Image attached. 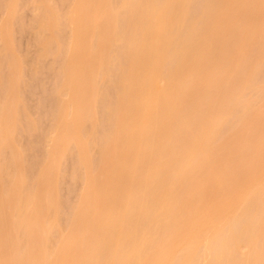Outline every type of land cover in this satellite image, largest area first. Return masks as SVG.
<instances>
[{
	"label": "bare ground",
	"instance_id": "1",
	"mask_svg": "<svg viewBox=\"0 0 264 264\" xmlns=\"http://www.w3.org/2000/svg\"><path fill=\"white\" fill-rule=\"evenodd\" d=\"M100 1H103V4H105L104 5L105 10L103 9L104 15L107 14L108 16L110 15L111 18H113V17L114 18L111 20V22L108 21V23L106 24V28H108L110 26L112 29L111 28H109V30L106 29L105 32L103 31L104 33L100 32L99 34L102 33V35H100V36L98 35L99 37H97V39L99 38L100 40H97L98 41L97 43L99 45L96 43L95 48L96 49L100 48L99 49L100 51L97 52V50H98L97 49V50H95L96 51L95 54H94L95 51L92 53L94 55H96V57H98V59L93 54L89 53V51H91L93 48L91 47L92 45L90 46L89 41H86V40H89V37H92V35H93V31L91 30L90 26H87L86 28H83L82 30L79 28V30L77 29L75 32H73V40L74 41L78 40V44H79V42H85L86 41L89 46L86 49V50H88V53H85L86 51H84V50L80 51L78 49V51L84 52L85 54H88V55L86 57V55L83 54L84 59H82V60L84 62L81 61V63L77 66V69L74 72L69 73V77H68V83L70 84L71 87L69 86V84H68V86L73 90L72 92H73V96H75L74 101L76 102V106L80 105L79 109H83V113L81 111L78 112V109H76L72 119L70 118L69 121L66 122L65 120L64 121L62 120L63 123H65V127L68 124H69L70 128L72 127L71 129L68 126L65 128L66 130L69 129L68 132L75 128V127L73 128L74 124H75V126L80 125L85 117H89L88 119H90V123L93 124V113H92V111L94 109L93 106L95 105V101L97 100L96 96L99 95L98 89L96 88L97 86L95 85L96 79H95V81L93 79V78H96V77H94V76H96V74L94 75L93 72H95L97 70L96 72L98 73L99 69L101 68V66H102L101 65V57L103 55H106V53L108 51L107 48L110 47V43L112 41V34L114 32L113 30L115 29V26H116V23H114L115 22L114 20L116 19V17H115L116 15H114L115 12L114 11L109 12L107 10L106 0H100ZM136 1L137 2L133 7H129V8L126 7V10H128L127 14L129 15V20L131 19L130 21L133 23V29H131L128 32V35H127L128 39L126 41V46L124 47L123 55H122L123 56L122 57L123 62L121 63V75H120L121 77H119L120 78L119 84L121 83V85H119L121 88L120 89L121 92L120 91H119L120 93L118 92L119 95L117 94L118 95L116 97L117 99L115 100V102L113 103V106L111 107V112H114V114H113L114 116L116 115L115 116L116 121H114L115 124L113 127V128H115V129H113L115 131H113V130L111 131V133H114L115 135L113 136L112 134H110L107 137V138L119 137L120 139H123V142H121L122 140L120 142H118L119 144L116 142L120 139H118V140L112 139L114 142H115V140H117L115 143L119 147H120L121 143L122 144L125 143V144H123L121 146V148L118 147L119 151H117V154H116L115 150L117 149L116 148L117 146L115 147L114 143H113V146L110 145L112 143L110 141H112V140L107 139L109 141L106 140L105 143L109 142L108 146H111V148L113 147L112 149H110L111 153L115 152L114 155L116 154V156H113L111 154H109L110 156L107 155V157H110L109 160L108 159L106 160L104 158L106 156H103V155L107 154L106 150H107L108 146L105 143L102 145L101 150H100V152H102V154L99 152L100 156L102 155L101 156L102 161H101V157H99V159H100L99 160V166L101 165L100 162H103L105 160V163L104 162L102 163V168H103L105 166L104 164H106V161L110 162L111 156H113L112 159L114 157L116 158L118 156L116 158L117 161L115 159H113L116 161V164H115L116 166L112 170H110L109 172H107L105 174L106 175L105 176V182L103 184V187L100 188L99 191H97L95 189V184H98L99 179H96V181H94L95 182L94 183L93 182V180L95 179L94 173H92V175L90 174L91 176H89V173L86 172V174H88L89 177L85 176V183H86L85 193L87 191L93 193V194H91L92 197L90 196V198H89L90 200H86V199H88L86 197L89 196V192L87 194L83 193L84 191L82 192V196H84V197L81 196L82 199H80V200L83 204L79 203V205H81V206L78 205L79 208H76L77 211H75L77 213L74 212V214H76V216L73 214L74 215V218H72L73 224L72 223L70 224V228H71L70 231L67 233L66 236L60 238V241L61 242L63 241V242L59 243L60 244V249H59L60 251H58L56 253L57 254V256H56L57 260L54 261L55 263L54 262H52V263H54V264H72V262H73L72 257L74 255L77 256V254H78V256H80V258L78 257V263L77 264H84V261L85 260L87 261V259H88V261L86 262V264L87 263L88 264H159L160 261L162 260V258L160 259L159 257L156 256V254L158 251L161 250L160 248H162L161 251H163V250H164V252L166 251L165 256L166 257L169 256V258H168L169 262H170L169 264H171V262H172V264L173 263H175V264H180V263L186 264L185 258L192 259L191 257L193 256V254L196 255L197 254L196 252H198L197 249L200 246H198L197 244H199V241H202L200 239L202 238L204 240V242L206 243V241H207L206 237H207V238H209L207 244H205V246H204V242L202 241L203 242L202 246L205 247L204 250L206 248H208V249H206L207 252L205 251L206 253H208L209 248H210L209 251H212L209 253H212L211 255L213 257L210 256V254L208 253L209 257L210 258L212 257L211 260H208V261H210V263L213 261L214 264H241V263L242 264H255V263H257V260L259 259L257 264H259L260 260H261L260 264L261 263L264 264L263 263L264 260L262 262V258L260 259V257H262V256L264 259V254L262 253V252H264V246H263L264 240H263L262 244H261L262 239L260 240L261 236L264 239V236H263L264 233H262V232H264V222H263L264 221V153H261V151L264 152L263 151L264 149L262 150V148H264V147H262V145H261L262 148L259 147L260 144L264 143V142L260 143L261 140L264 141V136H263L264 131L262 130V129H264V125H263L264 124V112H263V114H262V112H261V114L257 113V112H255V114H253L254 111H257L256 108H254V106L251 107V105H250V107H251V109H250L249 107H247L249 104H243L242 108H244L243 109L244 111L242 110V112L244 113V116L242 114L241 115L244 118L241 117L240 121L238 122L239 124L237 123L234 127H232V129H230L232 135H233V132L234 133L237 132V134H234L236 136L229 135L230 131L226 135H225V132H224V135H222V131H223L222 128H224L223 123L226 121V119L232 113V111H233L232 109L235 107L236 102H237L236 98H237V100L239 99L238 98L239 94H240V96L241 95L245 96V90L247 88H249L250 85H252L251 83H253V76H251L252 75L251 73L252 72L254 73L253 69H256V67H257L256 64H260L261 60L264 61V57L262 56V55H264L263 54L264 53V50H263L264 49L263 48L264 47V45H263L264 44L263 43L264 42V38H263L264 37V30H263L264 27L263 26L264 25L262 24V22L264 23V14L262 15L263 17H260L261 15H258V12H259V14L264 12V5H263L264 0H238V1L236 0L237 3H239V2L241 3L240 7H238L240 5V3L238 5L236 2H233L235 0H231V1L226 0L227 3L231 2L229 4V5H232L231 9H229L230 8L229 5L224 2L225 0L224 1L220 0V2H219V0H208L207 5L205 6V8L207 7V10L204 9L201 12L202 16L200 14L199 17H196V18H193L190 20H188V18H185L187 20H184V19H182V17H185L184 14L187 17H189V15H188L189 13L188 14L186 13L187 12L186 11V4L189 1H190L189 3H191L193 0L192 1L191 0H163L161 3H159L158 1H155V0H136ZM213 1L214 2L217 1V2L214 3ZM257 1H259V2H257ZM223 2L225 4H227V8L224 7ZM232 2L234 3L235 6L233 5ZM250 2H253L252 3L253 6L251 5ZM86 3H87V0H77V5L74 9V11L76 12L77 15L80 12H82L81 17H84L82 15H85ZM173 3H175L174 6H176V7L173 6ZM259 3H262L260 5H263V6H260V8L263 7L262 8L263 11H262V9H259V8H258L259 9V11H258V9H256L257 7L256 8L254 7V5L259 6ZM11 4H13V2H11ZM75 4H76V2H75ZM215 5L216 6L218 5L217 6L218 8L215 7ZM250 5L252 7H250ZM232 7H234V8L236 7V8L234 9ZM208 8H209V10H208ZM252 8L253 9L255 8V10H252ZM249 11L252 15L251 16L252 18L250 17ZM251 11H255V12H253V14H252ZM204 12H205V14H204ZM255 15H256V17H255ZM257 15H258V18H257ZM78 16H80V15H78ZM203 16H205V17L203 18ZM71 17H73V20L70 18L71 21L75 22V20H74V19H76L75 15L71 16ZM246 17H249L251 19V21H249V19L247 21ZM259 18H262L261 21L258 20ZM252 19H256V20L260 21L261 23L260 22L256 23L258 21L252 20ZM194 20H196L197 24ZM199 20H202L201 25H203V26L198 24V23H200ZM241 20L243 22H241ZM244 20H245V22H244ZM237 22H239V23H237ZM249 22H252V23L249 24ZM109 23H110V25H109ZM180 23L181 24L185 23V24L181 25ZM190 23H191L192 27H190ZM193 23H195L196 25H199V27L194 26ZM234 24H236L235 25L236 28H235ZM244 24H246V25L248 24L249 27H248V25L246 26ZM107 25H109V26L107 27ZM179 25L185 26V27L187 26L186 27L187 28L186 29L187 34L186 33L182 34V32L180 31V28L177 27ZM243 25L247 30L249 29V31H247L243 27ZM256 25L258 27L260 26V28H258ZM5 26H7V25H5ZM5 26H3L5 29L4 31H6ZM231 27L235 28V30L237 32L233 33L234 29L232 30ZM241 27H243V28L241 29ZM93 28H94V26H93ZM253 28H256V29H253ZM243 29H245V30H243ZM251 29H253V30L251 31ZM261 29H262V31H260ZM94 30H95V28H94ZM178 30L182 34L181 37L179 35ZM189 30H191V32ZM238 30L239 31L241 30V33H239ZM227 31H228V33H227ZM242 32H243V34H242ZM88 33H89V35H88ZM188 33L189 34L191 33L192 35L191 34L189 35ZM205 33H206V35H205ZM229 33L235 34L236 37L234 35H232L234 37L233 38ZM238 33L241 35L240 36L241 38L243 37L244 42H243V40L241 42V39L239 38ZM74 34H76V39L74 38L75 37ZM176 34H177V37H176ZM208 34H209V37H212V36L215 37L216 36L215 38L217 41L214 40L215 38L209 39ZM228 34L231 37H229ZM254 34H256V35L254 36ZM257 34L260 37H258ZM188 35L191 36V38L188 37ZM245 35L248 38H250L249 40H248V38L246 39L250 43L245 41V39H244L246 37ZM87 36H89V37H87ZM185 36H187V37H185ZM227 36L229 38H227ZM251 37H253V38H251ZM254 37H256L257 39L256 38L254 39ZM238 38H239V40H238ZM176 39H177V42H175ZM259 39H260V41L262 39L263 42L262 41L260 42ZM234 40L236 42L239 41L238 42L239 45L242 44L243 50L241 49V46H239V47L237 46V44ZM213 41L215 44L213 43ZM252 41H254V42H252ZM219 42H220V44L225 43V45H229V44L232 45V42H234L236 49H235V46L232 45L229 48V50H228V48H224L223 52H222V47L225 45L223 44V46H221L219 44ZM228 42H229V44H228ZM246 42L248 43V47H247ZM217 44H218V46H216ZM243 44L245 46H243ZM75 45H77V43H75ZM257 45H259L261 48L258 49L259 46H257ZM96 46H98V47H96ZM90 48H91V50H90ZM133 48H134V50H132ZM245 48H247L246 51L248 52L246 54H245L246 51L244 52ZM249 48H251V49L249 50ZM255 48H257V50ZM106 49H107V51H106ZM219 49H221V50L219 51ZM225 49H227V51H229V52H227ZM240 49L242 50L241 51L242 54H240L241 52H239ZM74 50H76V49H74ZM252 50H253V52H252ZM78 51L76 52L77 54H75V52H72V56L74 57L75 55H78L80 53ZM250 51L252 52L251 56H250V54H251ZM254 51H256V52H254ZM73 53H74V55H73ZM97 53H100L101 56ZM102 53H104V54H102ZM138 53H140V54H138ZM144 54L147 56H151L152 61L148 66H144V64L140 60V57L142 59L141 55H144ZM243 54H245L246 56H244ZM79 55H81V53ZM89 55H92L93 57L92 56L88 57ZM137 55H138V57H137ZM166 56L168 57V61H169L168 65L169 66H167V68L166 67L164 68L163 64L162 65H160V64L162 63L163 60H167L165 58ZM221 56L223 59L221 58ZM239 56H242L244 58L246 57V58L244 59L241 57V60H243V62H241V61H238V58H240ZM73 57H71V58L74 59L75 57L74 58ZM217 57L218 58L220 57L219 58L220 60ZM258 57H259V59H257ZM89 58L90 59L92 58L93 60L91 59V61H90ZM94 58H96L97 62ZM162 58H163V60H162ZM215 59L218 60V62L216 61L217 64L219 62H220V64H222V63L223 64L222 65L219 64L220 66L217 65L215 63ZM88 60H89V62H88ZM144 60H146V59H144ZM247 61L248 62L252 61V64H251V62L248 63ZM240 63L242 64V66L245 64L244 65L245 68L240 67L241 66V65H239ZM253 63H255V64H253ZM237 65H239L240 69L237 67ZM253 65H255V66H253ZM250 66H251V69H250L251 72L247 69V67H250ZM161 68H163V70ZM241 69H243V70H241ZM164 70H166V71H164ZM247 70L249 73L245 72ZM221 71L223 72L222 74L219 73ZM239 71H244V72H239ZM169 72L171 73V76L170 77L167 76V77H169V78H167V79H169L167 82V85L163 86V87L158 86L155 82L156 75L161 74V73H164L165 75H167V73H168V75H170ZM236 73L238 75H235ZM234 75H235V77H238V78H245L247 83L245 82V79L243 81H240L241 79H238L239 82L237 81V79H235V81H233L232 79L235 78ZM231 77H233V78H231ZM251 77H252V79H251ZM183 78H186L185 79L186 81L188 78L189 82L187 81V83L184 84V87H186L185 91L183 90L184 88L180 89V92L183 91L184 93L183 92L180 93V92H178V90L181 87L178 84L182 85L183 82H185V80ZM180 80L181 81L183 80V82L182 83L177 82ZM227 80H229V82L230 81L231 82L233 81V82L225 84ZM191 82H192V84H191ZM176 84H177V86H176ZM228 84L230 87L228 86ZM223 85H227V87L225 88V87H223ZM234 85H238V86H236V88L239 87L242 89H239V88L236 89L234 87H231ZM207 87H208V89H207ZM205 88H206V90H205ZM209 88H211L212 92H214L212 97L210 95V94H212L210 92L211 89H209ZM213 88L215 89L214 91H213ZM233 88L236 89L237 92H235ZM186 90L192 91V92H189V94H193L195 91V94L193 95L194 97H192V96L190 97V95L188 94V91H186ZM227 90H230V91L232 90L231 92H233V95H230L231 94L230 91H227ZM240 90L242 93L239 92ZM243 91H244V93H243ZM202 92H204V93H202ZM181 94H183L182 97H180ZM199 94H200V96H199L200 99H198L199 97H197V95H199ZM207 94L211 97V99L209 98V96ZM215 94H217L216 96L219 97L218 100L221 103H218V101H216L217 98H216ZM236 94H237V96L235 98ZM187 95L189 96V98L186 99L185 96H187ZM175 96H179L180 99L176 98ZM206 96H207V98H205ZM222 96H223V100H222ZM195 97H196V99L199 100V102L197 100H196L197 101L196 103L193 102V101H195ZM229 97H231V98H229ZM181 98H183V99H181ZM208 98L211 101L213 100L212 101L213 106H211L209 104L211 101L210 100L208 101ZM189 99H191V100H189ZM202 99H203V101H204V99H206V101L209 102L208 105L206 104L204 106L205 102L198 104L201 102ZM183 100H185V102L180 103V102H183ZM214 101H216V103L218 105V106L216 105L217 108L215 107L216 103ZM232 101H233V103H232ZM188 102H190L189 104H191V102H193V104H196V105L193 107V104H191L192 106H190V108H188L189 105H186V104H188ZM13 104H14V102H12V103L10 102V105L8 107L9 113H10V111H14V109L11 106ZM231 104H233V105H231ZM115 105H117V106H115ZM263 105H264V103H263ZM184 106H186V108ZM10 107L12 108V110L10 109ZM2 108H5V109H3L5 111L7 110V108L4 106ZM228 108L230 109L229 111H228ZM16 109H17V107L15 105V110ZM191 109H193V110H191ZM261 109H259V111H261ZM187 110H188V112H187ZM5 111H4V114L6 113ZM183 111H185V112H183ZM227 111L229 112V115H228ZM246 111L249 112V114ZM262 111H264V108L262 109ZM14 112H16V111H14ZM14 112L13 113L11 112V114L8 113L7 114L8 117H10V116L14 117L15 116ZM195 113H197V114H195ZM0 114L3 116V113H0ZM194 114H195V118L198 120H195L194 122L189 121L192 119ZM1 115H0V117H1ZM191 115H192V117H191ZM247 115H250L248 117L252 116L253 120H254V118H256V121H254V124H255V122H257V119L261 120V123L259 120H258L259 121L258 124L256 123L255 125L253 124V121H251V122L249 121V123H248ZM5 116H6V114L3 117H5ZM14 118H13V120H14ZM245 118H246V121H245ZM251 118H248V119H251ZM199 119H200V122H199ZM5 120H7V118ZM5 120H3L2 124L4 123ZM13 120L12 121L7 120V122H5V123H7V124L10 123L9 127L11 128V122H13ZM71 120H72V123H71ZM196 121H198L199 123H197ZM244 121H245V123H244ZM58 122L59 121H57V123H56V124H58L57 128L60 125ZM221 122H222V124H221ZM246 122L248 124H250V123L253 124L256 128V131L257 130L259 131V129H260L261 132H263V133H261V132L257 133L256 132L257 136L259 138L262 137L263 139L261 138L260 141L258 139L257 142H258L259 146L257 145L258 146V148H257L255 145L256 148H253V150L252 149H246L244 146L245 143L249 144L251 142V136L248 135V134H251L250 129H249V128H251V126L253 128V129L251 128L253 131V132L252 131L251 132L255 133V131H254L255 129H254L253 125H248L249 128L248 127H246L247 129L245 128V126L247 125ZM195 123H197L196 124L197 126L195 125ZM2 124H0L1 129L3 128ZM7 124H5L4 128H7L9 130L10 128L7 127ZM242 124L244 125L243 127L247 131H249V133L246 134V136H249V137H247V139L244 138L245 137V134L243 135L244 131L240 130V129H244V128H242ZM260 124H262V125H260ZM257 125H259V128L257 127ZM62 126H64V125H61L60 129L63 128L62 129V131H63L65 129ZM192 126L196 127V129L193 128ZM220 126H221V128H219ZM238 126H239V128H238ZM240 126H241V128H240ZM260 126H262L263 128H260ZM79 127H77V128H79ZM4 128H3V130H6V131L3 132L1 130L3 133L0 136V138H1V140H3V143H5V142L7 143L6 140H8V139H5V142H4L3 137L7 138L9 132H7L8 130L4 129ZM221 129H222V131H221ZM233 130H235V131H233ZM215 131H218V132L220 131L221 136L220 137H217L219 135L215 136V133H212ZM65 132L66 131H64V134H65ZM68 132H66V134H68ZM218 132H216V133L218 134ZM246 132H244V133H246ZM11 133L12 132L10 130L9 134H11ZM239 133L242 135L241 138L246 139V140H243L244 141L243 142L244 148L242 147L243 149L241 147H240L241 149H239V147L236 149H238L237 150L238 152L241 150L242 151L244 150L243 151L244 153L243 152L242 153L241 152H239V153L233 152V149L231 148L233 146L234 147H237L238 145L241 146L240 143L242 141L239 142V140H238V138L240 137ZM261 134H262V136H261ZM214 136L217 138V140ZM224 136H227V139ZM229 136H232V137L229 138ZM10 137H12V136H9V139H10ZM233 137L237 140L235 141ZM214 138H215V140H214ZM241 138H239V139L242 140ZM248 139H249V142H245ZM60 140H62V139H59V141ZM222 140H223V142L227 141V142H225V144L226 143L227 144L226 145L224 144L223 149H222V144H221ZM62 141L59 143V147H58V145H56V144H58V142L56 140L54 143V146H57V147L55 148L53 146V149L58 148L57 150L59 151V149L61 147L60 144L62 143ZM84 141H87V140H84ZM233 141H235V142H233ZM82 142L81 143L79 142V144H81L80 147H82L83 143L87 145L86 142H83V143ZM3 143L1 142V144H3ZM217 143H218V146H217ZM229 144L231 146L230 149L226 148V147H229ZM247 144H246V146H247ZM124 145H125V147H124ZM1 146L2 145H0V147ZM85 146L83 145L84 148L83 147L82 148L84 150H86V153H87V149L85 148ZM103 146L106 147L105 151H104ZM82 148H80L81 149L80 151H81V153L84 152V154H85V151H83ZM259 148H261V150ZM113 149H115V150H113ZM140 149H141V151L138 152L137 150H140ZM216 149H218V150L222 149L221 150L222 153L219 152L220 150L219 151L217 150L218 151V153H217ZM236 149L234 148V151H236ZM254 149H256V150L258 149L257 152ZM108 150H109V148H108ZM108 150H107V152L110 151V150L109 151ZM128 150H129V152H128ZM192 150H194V151H192ZM195 150H196V152H195ZM231 150H232V153L233 154L236 153V155L233 156V154L231 153ZM248 150L250 151V153L248 152ZM56 151L54 150L52 152V154H54ZM133 151H135V152H133ZM258 151H260V152H258ZM245 152L246 153L248 152V153L246 154ZM253 152H254V154L251 155V153H253ZM128 153H135V154L139 153L138 155H141V157H143V156L146 157V155L149 154V155H147V157H149V158L151 157L150 161L148 162L150 164L149 167H148V163L144 167L140 164V166L144 170L147 167L149 169V170H147L148 172L147 171L145 172L144 170L141 171L140 167L138 165L139 163L137 164V162L132 163V164H128L127 163V159H128L127 156L130 155ZM215 153L218 155V157H219L218 159H216L217 155H215ZM240 153L242 154L243 157L241 156ZM244 154H246V155H244ZM249 154L251 156H249ZM220 155H222V156L220 157ZM85 156H83V158ZM87 156H89V155L87 154ZM211 156H213V157H211ZM135 157L138 158V156H135ZM234 157L236 160L234 159ZM103 158H104V160H103ZM238 158L242 161V162H240V164L238 163L239 162ZM84 159L86 160V158H84ZM87 159H90V158H87ZM228 159H229V161H227ZM232 159H233V161H232ZM54 160H56V159L51 158L50 161L51 162L53 161L52 163H54ZM89 161H91V159ZM151 161L153 164L151 163ZM191 161H193V162H191ZM231 161L234 162L233 169H231L232 168L231 166L233 165ZM236 161H237L238 165L235 164ZM177 162H179L180 164H182V162H185L187 164H189L188 162H190V164L194 163L192 165H194V166L196 165V167H193V168H195L193 171L191 170L194 173V176L191 174V171H189V175L190 174L191 175L187 176L188 178L191 176L194 178H192V179L190 178L188 180L185 177L187 180L184 179V176H186L188 173L187 174L185 173V175L184 174L181 175L183 172L181 173L180 170H178L179 167H177V166L179 164H177ZM52 163L49 165L50 167H52ZM86 163L88 164L87 161H86ZM157 163H159V165H162V166H160L162 169H163V167L165 168L164 173H161V171L157 170V167H159V166H157L158 165ZM225 163L226 164L231 163L232 165L229 164V166L231 168L228 166V164L226 166ZM54 164H56V161ZM107 164H108V162H107ZM154 164L156 167L151 166ZM99 166H98V169L101 170V167H99ZM225 166L227 168H225ZM235 166H236V168H235ZM228 167L232 172H230L228 170ZM153 168H155L159 173ZM193 168H191V169H193ZM52 170H53V168H52ZM89 171H91V170H89ZM101 171H104V169H102ZM100 173H102V172H100ZM42 175L45 177L47 176L44 174H42ZM42 175H40V178L43 177ZM93 176H94V178H93ZM90 177H92V181L89 180ZM96 178H98V177L96 176ZM86 179H88V180L86 181ZM47 180H48V178H47ZM183 180H185V182L187 181L188 185ZM190 180H191V184L189 183ZM41 183H44L43 180L40 181V184ZM13 185L17 186V184H15V183ZM20 185H19V187H20ZM19 187H13V190H14L13 192H15V193H13L11 190V192L13 193V196L15 194V197L13 199L11 197L12 196V193H11V195H10L11 198L9 199L10 201H12L11 203L13 206L11 205L10 201L7 199V203L8 204L10 203V206H12V209L15 208V210H16L17 206L15 207V205L17 204L18 205L17 209L21 205L20 206L21 209L20 208L18 209L19 211L20 210L25 211L26 207L23 209L22 206H27V203H29V205L27 206V209L29 206L31 207V208H29V210H26L28 213H29V211L31 212V209H33L32 211H34V207H35V209H36V206L38 208L40 199H38L39 202H37L36 197H39L38 196L39 194L37 192L38 191L41 192L42 188L40 190V188L37 187V188H39V190L38 191L36 190L35 195H37V194L38 195L34 197L35 199L33 198V196L31 198H29L27 196V197H25V199H26L25 201H28L30 199V202L29 201L25 202L24 197L22 198L20 195L21 191H22V187H20L21 191L16 190V188L19 190ZM41 187H42V185H41ZM10 189H12V188H10ZM86 189H88V190H86ZM50 190L53 193H55L53 191L54 188L53 189L50 188ZM48 192L50 193L49 189L47 190V193H46L47 195H48ZM52 192L49 194L48 197L51 196V198H52L51 200L53 202H55L56 196L53 199L55 194H52ZM252 196H254V198L256 197L255 198L256 200L255 199H254L255 201L253 200L254 202L252 201L253 198L250 199V197H252ZM7 198H9V197H7ZM247 198L252 201L250 203L251 205L248 204V202H250V200L249 201L247 200L248 202L246 204L245 199H247ZM194 199L196 200L197 203L199 202L196 206L197 208L193 211L188 210L189 209L188 205H191V201H195ZM13 200L15 201V203ZM22 200L24 201V203ZM31 200H33V201H31ZM51 200H50V202L53 203ZM83 200H86L87 202H89V204L86 202L87 205H85L86 203H84ZM5 201H6V199L4 200V204L6 203ZM35 201H36V203H34ZM90 201H91V203H90ZM0 202H1L0 204H3L2 200H0ZM16 202H18V203H16ZM19 202H20V205H19ZM21 202H22V204H21ZM31 202H33V205ZM37 203H38V205H36ZM55 203H53L52 205L54 206ZM96 203L97 204H100V203L106 204L108 211L112 212V213H110L111 217L104 212H102V213L98 212L96 209V206H95ZM252 203H255V204L252 205ZM40 204H41V205H39L40 211L41 210L44 211L45 209H43V208H45L46 206H47V208H49V207L52 208L49 203H46V204H48L46 206H44L45 204H42V203H40ZM56 204H55V207L52 208L53 209L52 211H54V212H55V210H57ZM42 205L44 206L43 208H41ZM236 205L237 206L238 205L239 206L240 205L245 206L244 208L242 206V210H244L243 211L244 215L242 214L243 213L242 210L240 211L241 213H239L243 217H245L244 223H242L243 221L241 222V220H240L243 218V217L240 218L241 215L240 216H238L239 214L234 215V214H236V213H234L235 212L234 208L236 207ZM9 208H10L9 210H11V207H9ZM47 208H46L45 212L41 211L42 213L39 210H37V211H39L38 214L40 213L43 215L44 213H46L47 210L50 213L51 209L50 208L47 209ZM15 210H12V211H14L13 214H17V213L19 214L20 213L19 215H16V216L24 215V213L26 212V211L25 212L24 211H22V212L16 211L17 213H15ZM32 213L33 214L35 213V215L32 218L33 220L31 221V217H32L31 215H33ZM49 213H48V215H51V218H49V219H51L50 221H53V222L56 221V219L55 220L52 219V214H49ZM38 214L36 213V210H35V212H31L30 215L26 214L27 216H30V218L29 217L25 218L27 220L29 219V221L26 222V220L21 219V225H19V224L17 225V223L15 225L14 220H13V223H11V225L12 224H13L12 226L15 225L16 228H20L22 226V224H24L23 225L24 227L22 226L21 228H25L26 230L25 229H23V230H25L27 232V234L30 236L29 237L25 233V231H23V233H25L26 236H28V237H26L24 234V238L26 237L29 240L28 241L25 238L26 239L25 243L26 244L29 243V245H27V247L25 248V250L27 249L26 251L28 253L25 252V250H24L25 253H23V255L25 254L23 256L24 258L29 255V257H28L29 259L27 258L29 261L26 259L27 260L26 264H31V263L33 264L34 260L37 261L39 253L41 252V250H39V249H34V244H35V246H38L40 243L39 247L42 248V246L46 245L45 242H47V241H45V240H47V237L45 239V236H47L48 231H47V233H45L46 234L45 236H44V233H42V234L40 233L45 240H42V237H41V239H40V237L38 238L36 236V234H34L36 230H38V231L40 230V232H44V231H41V229L43 230V227H42L43 223L40 224L42 217H40ZM54 214L56 215V212ZM44 215L46 216V214H44ZM44 215H43V217H45ZM48 215L46 216L47 218H48ZM24 216H23V218H24ZM83 216H86L89 219L88 220V222H89L88 228L90 227L89 233H91V234H87L88 236L87 235H84V236L80 235V236H83V238L82 237L79 238L77 228H78V223L81 220L80 218H82ZM108 216H109V218H108ZM222 216L224 218H222V224H220L221 221L219 219ZM234 216H235V218H234ZM139 217H141V218H139ZM218 217H219V219H218ZM238 217H239V219H238ZM37 218H39L40 221ZM53 218H55V217H53ZM73 219H74V221H73ZM22 220L25 221V223L22 222ZM43 220L45 221L46 219H43ZM216 220L220 221V222L217 221L218 224L216 223L218 225V227H220V226L224 227L223 226L224 224L227 225V223H229V225H227L228 228L225 227V229H224L227 232L224 231L222 227L217 228V225L215 224ZM223 220L225 221V223H223ZM228 220H229V222H228ZM236 220L240 221V223H238ZM17 221L20 222V220L16 219V222ZM35 221H37L39 223V224L37 223L38 226L35 223ZM46 222L48 223V221H45L44 223H46ZM53 222H49V223L52 224ZM110 222H113L111 227L109 225ZM233 223H235V224L238 223L240 231L243 229L242 230V233L244 232L243 234L240 231H238V232L244 236V238L241 236L244 239V241L242 240V238H240V235L236 236L238 233H237V231H235V229H237L238 226H236L237 224L236 225L234 224L236 226L235 227L233 225ZM35 224H36V226H35ZM48 224H44V226L46 227ZM53 224L52 225L49 224L50 226H47V227H49L47 229H50L51 226H53ZM214 224H215V228H217L218 230L213 227ZM240 224H241V226L244 225L243 228H240ZM33 225L35 226V228H38L41 225L40 226L41 229H35L33 227ZM17 226H19V227H17ZM107 226H108V228L110 227L109 230L107 229ZM233 226L235 229L233 228ZM16 228L15 227L11 228L10 229L11 232L14 231ZM123 228H124V231H123ZM47 229L45 228V230H47ZM211 229H212V232L211 231L210 232L213 234L212 235H209L210 233L207 234L208 233L207 231H209ZM219 229H220V231H219ZM233 230L236 233L233 232ZM136 231H137V233H136ZM223 231H224V233L226 232L225 233L226 235L223 233ZM205 232H207L206 234L209 235V237L206 236V234H204ZM217 232H219L218 233L219 235L217 234ZM36 233H37V235H39L38 232H36ZM10 234L11 233L9 232L8 235H10ZM15 234H13L14 238L16 237ZM32 234H34L37 237V241H35V242H38V239H40L39 240L40 242L37 245H36V243H34L35 238L33 237L34 235L32 236ZM220 234H224V235L221 236ZM201 235H203V236H201ZM210 236H216V237L211 238ZM29 238L30 239L34 238V239L33 240L31 239L32 240L31 241ZM213 238H214V240H213ZM87 239H89V241ZM211 239H212V244L209 243V241L211 242ZM84 240H85V242H83ZM240 240L244 243L247 241L246 244L248 243V246H250L249 247L250 250L254 246L255 249L252 248L253 250H251V251H253V254H252V252L250 253V250H248L249 252H247L246 254L241 253L242 255L240 254V256H239L240 251L239 252L237 251L238 250V244L237 243H240V242H238ZM15 241L17 242V238ZM30 241H31V243H30ZM87 241H88V243L86 244V247H85V243ZM258 241H259V243H258ZM41 242H43L45 245H43ZM83 244H84V246H83ZM208 244L210 245V247L207 246ZM258 244H261V246L263 248L262 249L260 247L261 248V249L259 248L260 251L256 247V245L258 247L260 246ZM18 245H15V246L20 247V244H18ZM25 245H24V247H25ZM28 246H30V247H28ZM236 246H237V248H235ZM39 247H36V248H39ZM83 247L85 248L84 250H83ZM181 247L183 248V250L187 251L188 253H189V251L187 249H191L190 252L194 251V253L193 252L190 253L191 256H189L190 254H188L186 252L187 255L184 256L185 255V252H184L182 254L179 253L180 254V256H179L177 253L179 251L182 252V250L180 249ZM184 248H187V249H184ZM156 249H157V251H156ZM193 249H196L197 251H195ZM235 249H237V250H235ZM14 250H12V254H15L13 252ZM16 250H17V248H16ZM35 250L36 251L39 250V251L36 252ZM202 250H203V247H202ZM0 251H3V249L1 250V247H0ZM176 251H177V253H176ZM7 252L8 251H5V253H7ZM10 252H11V250L9 251V253ZM199 252H201L200 249H199ZM36 253H37V255H36ZM175 253L177 255H175ZM248 253H249V256L251 258H249ZM7 254H4V255H7ZM79 254H81V255H79ZM202 254H203V252H202ZM236 254L238 255V257L236 256ZM9 255H11V253ZM15 255H11V256L13 257ZM182 255L184 256L183 259H182ZM199 255H200V253H199ZM34 256H36L37 259H35ZM81 256H82V258H81ZM206 256H207V254L205 256H202V257L207 258L208 256L207 257ZM245 256H247V257H245ZM23 257L21 256L20 260ZM175 257H177V258H175ZM13 258H18V257L15 256ZM84 258H85V260H84ZM244 258H246V259H244ZM8 259H9L8 256H3L0 252V264H2V263L4 264L5 261L7 263ZM39 259H41V258H39ZM166 259L167 258H165L163 260H166ZM18 260H19V258H18ZM23 260H25V259H23ZM183 260H184V262H183ZM10 261L12 262V259ZM38 261H37V263H38ZM79 261H81L82 263ZM190 261L191 260H189V261L187 260V262L191 263ZM202 261L204 262L205 259H203ZM161 262H163V261H161ZM176 262H178V263H176ZM207 262H204L203 264H205ZM24 263H25V261H23L22 264H24ZM39 264H43V262H41Z\"/></svg>",
	"mask_w": 264,
	"mask_h": 264
},
{
	"label": "rangeland",
	"instance_id": "2",
	"mask_svg": "<svg viewBox=\"0 0 264 264\" xmlns=\"http://www.w3.org/2000/svg\"><path fill=\"white\" fill-rule=\"evenodd\" d=\"M155 1H158L159 3H161L163 0H155ZM192 1V0H191ZM224 1V0H223ZM229 1V0H228ZM231 1V0H230ZM238 1V0H237ZM11 2H13V4H11ZM75 2H76V4H75ZM136 0H106V3H107V6H106V8H107V10L110 12V11H114L115 12V14L114 15H116L115 17H116V19L114 20L115 22L114 23H116V26H115V29L113 30L114 32H113V34H112V41H111V43H110V47L109 48H107L108 49V51H107V49H106V51H107V53H106V55H103L102 57H101V68L99 69V71H98V73L96 72H93L94 73V75L96 74V76H94V77H96V78H93L94 79V81H95V79H96V81H95V85L97 86L96 88L98 89V94L99 95H97L96 96V98H97V100L95 101V105L93 106V111H92V113H93V124L92 123H90V119H88L89 117H85L84 118V120L81 122V124L80 125H78V126H75V124H74V126H73V128L74 129H72L71 131H69L68 132V130L69 129H65L67 126L70 128V126H69V124L65 127V123H63V121L65 120L66 122L67 121H69L70 120V118L72 119V117H73V115H74V113H75V111H76V109H78V112H82L83 113V109H79V106L80 105H78V106H76V102L74 101V99H75V96H73V90L70 88L71 86H70V84L68 83V77H69V73H71V72H74L76 69H77V66L81 63V61H83L82 59H84L83 57H84V55L83 54H85V53H88V50H86L87 49V47L89 46L88 44H87V42L86 41H89V43H90V46L93 48L92 50H91V48H90V50L91 51H89V53H91V54H93L92 52H94L95 50H97L96 48H95V45H96V43L98 42L97 40H100L99 38L97 39V37H99L100 35H102V33H104L105 32V30L106 29H108L109 30V28H111L109 25H110V23H109V25H107V27L108 28H106V24L108 23V21L109 22H111V20L114 18H111L110 17V15L108 16L107 14H105L104 15V11H103V9H104V5L105 4H103V1H100V0H87V3H86V9H85V15H82V16H84V17H81V13L82 12H80L78 15H80V16H78L77 14H76V12L74 11V9H75V7H76V5H77V0L75 1V0H0V109L2 110H0L1 112L0 113H3V116L6 114V116L5 117H3L1 114V117H0V124H2V122H3V120H5L6 118H7V120L8 121H12L13 120V118H14V120H13V122H11V128L9 127L10 126V123H5V122H7V120H5L4 121V123L2 124L3 125V128L5 127V124H7V127H9L10 129L8 130L7 128H4V129H7L8 131L7 132H9L10 133V130H11V134H9L8 133V136H7V138L6 137H3L4 138V142H5V139H8V140H6L7 141V143L5 142V143H3V140H1V138H0V145H2L1 147H0V200H2L3 201V204H4V200L6 199V203H7V199L9 200L11 197L14 199V197H15V194H14V196H13V193H15V192H13L14 190H13V187H19V185H20V187H22V191L20 190V187H19V190L16 188V190L17 191H21V197L23 198L24 197V201L26 200L25 199V197H29V198H31L32 196H33V198L35 197V196H37L38 194V196L40 197H36V199H37V202H39V200L38 199H40V202H39V205H41L40 203H42V204H45L44 206H46V205H48V204H46V203H51L50 202V200L52 199L51 198V196L50 197H48L49 196V194L52 192L51 190H50V188H54V192L55 193H53L52 192V194H55L54 195V197H53V199L55 198V196H56V203L55 202H53L52 200V202L53 203H55L56 205H57V210H55V212H56V215L54 214L55 212L54 211H52L53 209V207H55V204H54V206L52 205L53 203H51L50 205H51V207L52 208H50L51 209V211H50V213L48 212V210L46 211V213H44V214H46V216L48 215V213L49 214H52V219H56V221H50L51 219H49V218H51V215H48V218L45 216V217H43V215L42 214H38V212L40 211L39 209V205H38V203L36 204V205H38V208H37V206H36V209H35V207H34V211H32L33 209H31V212H35V210H36V213L40 216V217H42L43 219H46L45 221H48V223L49 222H53L52 224H53V226H51V228L50 229H47V228H49V227H47V226H50V225H52L51 223H44L45 221L41 218V221H40V217L39 218H37L39 221H40V224H42L43 223V225H42V227H43V230L41 229V225L38 227V228H35V226H36V224L38 223L37 221H35V226L33 225V227L35 228V229H41V231H44V232H40V230L38 231V230H36L35 231V233L34 234H36V236L39 238L40 237V239H41V237H42V233H44V236L46 235L45 233H47V231H48V233H47V236H45V239H46V237H47V240H45L43 237H42V240H45V241H47V242H45L46 243V245L43 243V242H41L43 245H45V246H42V248L41 247H39V245H40V239H38V242H35V241H37V237L34 235V234H32V236L35 238V240H34V243H36V245L39 243V245L38 246H35V244H34V249H39V250H41V252L39 253V256H38V259L36 258V256H34L35 257V259H37V261H38V263H37V261H35L34 259V262H33V264H39V263H41V262H43V264H54L55 262V260H57V252L58 251H60L59 249H60V238H62V237H64V236H66L67 235V233L70 231V224L72 223L73 224V222H72V218H74V215L76 216V214H74V212L75 211H77L76 210V208H79L78 207V205H79V203H82L81 202V200L80 199H82L81 198V196H82V192L83 193H85V185H86V183H85V176H88V174H86V172H88L89 173V176H91L92 175V173H94V176H95V179L93 180V182L94 181H96V179H99V181H98V184H95V189L97 190V191H99V189L100 188H102L103 187V184H104V182H105V174L107 173V172H109L110 170H112L116 165V161H117V157L115 158H113V159H115V160H113L112 159V157L113 156H116V154H117V151H119V149H118V145L116 144V143H118V142H120L121 140V142H123V139H120L119 137H114V138H107L108 137V135H110V134H112L113 136L115 135L114 133H111V131L113 130V129H115V128H113L114 127V124H115V122L114 121H116L115 119H116V115L114 116L113 114H114V112H111V107L113 106V103L115 102V100L117 99L116 97L119 95V93L121 92L120 91V86L119 85H121V83L119 84V77H121L120 75H121V63L123 62V59H122V55H123V50H124V47L126 46V41H127V39H128V37H127V35H128V32L131 30V29H133V23L129 20V15L127 14L128 13V10H126V7H133L135 4H136ZM190 2V1H189ZM188 2V3H189ZM211 2V1H210ZM214 2V1H213ZM212 2V3H213ZM215 2H217V1H215ZM214 2V3H215ZM219 2H220V0H219ZM218 2V3H219ZM225 3H227V1L225 0L224 1ZM223 2V3H224ZM233 2H236V0L235 1H233ZM232 2V3H233ZM257 2H259V1H257ZM186 4V13L189 15V17H187L185 14H184V16L185 17H182V19H184V20H187V19H185V18H188V20H190V19H193V18H196V17H199V15L201 14V12L204 10V9H206L207 10V7L205 8V6L207 5V3H208V0H193L191 3H189V4ZM223 4L224 5V7L225 8H227V4L229 5L231 2H228L227 4ZM237 3V2H236ZM240 3V2H239ZM239 3H237L238 5H239ZM251 3V5H252V3L253 2H250ZM264 3V2H263ZM174 4L175 3H173V6H174ZM217 4V3H216ZM236 4V5H237ZM260 4H262V3H259V6H255L254 5V7L256 8V9H262L263 7H261L260 8V6H263V5H260ZM178 5V4H177ZM226 5V6H225ZM233 5H234V3H233ZM250 5V7H252ZM257 5V4H256ZM214 6V5H213ZM218 6V5H217ZM216 5H215V7H217ZM231 6L232 5H229V9H231ZM235 6V5H234ZM241 6V3H240V5L238 6V7H240ZM174 7H176V6H174ZM223 7V8H224ZM249 7V6H248ZM127 8V9H128ZM218 8V7H217ZM216 8V9H217ZM222 8V9H223ZM224 8V9H225ZM232 8H234V7H232ZM236 8V7H235ZM234 8V9H235ZM255 8L253 9L252 8V10H255ZM215 9V8H214ZM221 9V10H222ZM248 9V8H247ZM259 9H258V11H259ZM105 10V9H104ZM208 10H209V8H208ZM251 10V9H250ZM117 11V12H116ZM262 11H263V9H262ZM261 11V12H262ZM207 12V11H206ZM252 12V14H253V12H255V11H251ZM249 13H250V11H249ZM204 14H205V12H204ZM256 14V13H255ZM264 14V12L263 13H261V14H259V12H258V15H261L260 17H263L262 15ZM75 15V18L76 19H74L75 20V22L74 21H71V19L73 20V17H71V16H74ZM258 15H257V18H258ZM201 16H202V14H201ZM252 15H251V13H250V17H251ZM205 16H203V18H204ZM254 17V16H253ZM255 17H256V15H255ZM71 18V19H70ZM252 18V17H251ZM246 19H247V21H248V19H249V21H251V19L249 18V17H246ZM261 19L262 18H259L258 20H260L261 21ZM183 20V21H184ZM198 20V19H197ZM252 20H256V19H252ZM258 20H256V21H258ZM192 21V20H191ZM195 22H196V20H194ZM200 21V23H198L199 25H201V23H202V20H199ZM205 21V20H204ZM203 21V22H204ZM246 21V22H247ZM260 21H258V22H256V23H259ZM181 22V21H180ZM187 22V21H186ZM189 22V21H188ZM240 22V21H239ZM239 22H237V23H239ZM241 22H243L242 20H241ZM244 22H245V20H244ZM6 23V24H5ZM250 23H252V22H249V24ZM255 23V22H254ZM261 23V22H260ZM4 24V25H3ZM181 24V23H180ZM183 24H185V23H183ZM183 24H181V25H183ZM187 24V23H186ZM196 24H197V22H196ZM195 23H193V25L194 26H196V27H199V25H196ZM241 24V23H240ZM262 24L264 25V23L262 22ZM5 25H7V26H5ZM181 25H179V26H177L178 28H180V31L182 32V34H187V32H186V27L185 26H181ZM236 24H234V26H235ZM242 25V24H241ZM244 25H246V24H244ZM244 25H243V27H244ZM248 25V24H247ZM246 25V26H247ZM255 25V24H254ZM3 26H5V28H6V31H4L5 29H4V27ZM87 26H90V28H91V30L93 31V35H92V37H89V36H87V37H89V40H86L85 42H79V44H78V40H73V32H75L77 29L79 30V28L82 30L83 28H86ZM93 26H94V28H95V30H94V28H93ZM181 26V27H180ZM201 26H203V25H201ZM252 26V25H251ZM257 26V25H256ZM255 26V27H256ZM176 27V28H177ZM190 27H192V25H191V23H190ZM243 27H241V29L243 28ZM248 27H249V25H248ZM258 27V26H257ZM256 27V28H257ZM262 27V26H261ZM264 27V26H263ZM93 28V29H92ZM177 28V29H178ZM235 28H236V26H235ZM235 28H232L231 27V29L233 30L234 29V31H233V33L234 32H237L236 30H235ZM240 28V27H239ZM245 28V27H244ZM256 28H253V29H256ZM258 28H260V26L258 27ZM104 29V30H103ZM112 29V28H111ZM199 29V28H198ZM238 29V28H237ZM246 29V28H245ZM245 29H243V30H245ZM253 29H251V31L253 30ZM263 29V28H262ZM262 29L260 30V31H262ZM176 30V29H175ZM192 30V29H191ZM191 30H189L190 32H191ZM247 30V29H246ZM258 30V29H257ZM264 30V29H263ZM104 31V32H103ZM188 31V32H189ZM198 31V30H197ZM230 31V30H229ZM239 31V30H238ZM247 31H249V29L247 30ZM250 31V32H251ZM100 32H102L101 34H99ZM176 32V31H175ZM178 32H179V30H178ZM177 32V33H178ZM181 32H179V35H180V37L182 36V34H181ZM90 33V32H89ZM89 33H88V35H89ZM92 33V32H91ZM227 33H228V31H227ZM230 34L231 36L232 35H234L235 36V34ZM239 33H241V30L239 31ZM238 33V34H239ZM189 34V33H188ZM191 34V33H190ZM189 34V35H190ZM195 34V33H194ZM228 34V36L229 37H231L230 35ZM242 34H243V32H242ZM75 35V39H76V34H74ZM99 35V36H98ZM188 35V37H190L191 38V36H189ZM192 35V34H191ZM205 35H206V33H205ZM218 35V34H217ZM253 35V34H252ZM256 34H254V36H255ZM211 36V35H210ZM227 36V38H229ZM241 35L239 34V38L241 39V42H242V40H243V37L241 38L240 37ZM246 36V35H245ZM244 36V37H245ZM257 36H258V34H257ZM256 36V37H257ZM176 37H177V34H176ZM185 37H187V36H185ZM208 37H209V34H208ZM216 37V36H215ZM215 37H209V39L211 38V39H214ZM218 37V36H217ZM233 37V36H232ZM236 37V36H235ZM256 37H254V39L256 38ZM258 37H260V36H258ZM183 38V37H182ZM193 38V37H192ZM196 38V37H195ZM234 38V37H233ZM239 38H238V40H239ZM248 37L246 36L244 39H245V41H247L246 39H247ZM251 38H253V37H251ZM262 38V37H261ZM264 38V37H263ZM8 39V40H7ZM87 39V38H86ZM178 39V38H177ZM177 39H176V41L175 42H177ZM184 39V38H183ZM250 38H248V40H249ZM257 39V38H256ZM185 40V39H184ZM214 40H216V38L214 39ZM223 40V39H222ZM180 41V40H179ZM192 41V40H191ZM217 41V40H216ZM215 41V42H216ZM220 41V40H219ZM225 41V40H224ZM223 41V42H224ZM235 41V40H234ZM257 41V40H256ZM255 41V42H256ZM259 41H260V39H259ZM261 41H262V39H261ZM260 41V42H261ZM77 43V45H75V43ZM100 42V41H99ZM188 42V41H187ZM236 42V41H235ZM239 41H237L236 42V44H237V46L239 47V46H241V49L243 50V47H242V44L241 45H239V43H238ZM240 42V43H241ZM243 42H244V40H243ZM248 42V41H247ZM246 42V44H247V47H248V43H250V42H248L247 43ZM252 42H254V41H252ZM263 42V41H262ZM213 43H214V41H213ZM264 43V42H263ZM98 44V43H97ZM215 44V43H214ZM219 44H220V42H219ZM224 45H225V43H223ZM223 44H220L221 46H223ZM228 44H229V42H228ZM256 44V43H255ZM99 45V44H98ZM219 45V46H220ZM232 45H234V42H232ZM232 45H225V46H223L222 47V52H223V49L224 48H228V50H229V48L232 46ZM262 45V44H261ZM264 45V44H263ZM216 46H218V44L216 45ZM235 46V45H234ZM243 46H245L244 44H243ZM253 46V45H252ZM257 46H259V45H257ZM86 47V48H85ZM96 47H98V46H96ZM250 47V46H249ZM254 47V46H253ZM256 47V46H255ZM219 48V47H218ZM217 48V49H218ZM234 48V47H233ZM261 47L259 46V48L258 49H260ZM264 48V47H263ZM262 48V49H263ZM74 49H76V50H74ZM78 49L80 50V51H82V50H84V51H86L85 53L84 52H80V51H78ZM100 49V48H99ZM97 50V52L98 51H100V50ZM235 49H236V46H235ZM239 50V52H241L242 50ZM246 49L247 48H245L244 49V52L246 51ZM251 48H249V50H250ZM253 49V48H252ZM256 50H257V48H255ZM132 50H134V48L132 49ZM221 49H219V51H220ZM226 51H227V49H225ZM224 50V51H225ZM233 50V49H232ZM248 50V51H249ZM264 50V49H263ZM80 52L81 53V55H75L74 57L72 56V52H75V54H77L76 52ZM227 52H229V51H227ZM251 52V51H250ZM252 52H253V50H252ZM252 52H251V54H250V56L252 55ZM254 52H256V51H254ZM96 53V51L94 52V54ZM101 53V52H100ZM100 53H97V54H99L100 56H101V54ZM221 53V52H220ZM219 53V54H220ZM246 53H248L247 51L245 52V54ZM258 53V52H257ZM93 54V55H94ZM102 54H104V53H102ZM138 54H140V53H138ZM240 54H242V52L240 53ZM245 54H243L244 56H246ZM264 54V53H263ZM71 55V56H70ZM73 55H74V53H73ZM86 55V57H87V55L88 54H85ZM145 55V54H144ZM141 55L142 56V59H141V57H140V60H141V62L144 64V66H148L150 63H151V61H152V59H151V56H147V55ZM239 55V54H238ZM254 55V54H253ZM92 55H89L88 57H91ZM95 57H96V55H94ZM98 56V55H97ZM99 56V57H100ZM134 56V55H133ZM220 56V55H219ZM256 56V55H255ZM254 56V57H255ZM260 56V55H259ZM263 57H264V55H262ZM71 57H73L74 59H72ZM93 57V56H92ZM137 57H138V55H137ZM240 58H238V61H241V62H243V60H241V57L242 56H239ZM253 57V56H252ZM97 59H98V57H96ZM96 58H94L95 60H96ZM164 58V57H163ZM163 58H162V60H163ZM167 60H161L162 61V63L160 64V65H162L163 64V67L165 68H167V66H169L168 64H169V61H168V57L166 56L165 57ZM218 58V57H217ZM220 58V57H219ZM218 58V59H219ZM221 58H222V56H221ZM242 58H244V57H242ZM246 58V57H245ZM244 58V59H245ZM261 58V57H260ZM87 59V58H86ZM92 59V58H91ZM91 59L89 58V60L91 61ZM144 59H146V60H144ZM173 59V58H172ZM223 59V58H222ZM240 59V60H239ZM253 59V58H252ZM251 59V60H252ZM257 59H259V57L257 58ZM256 59V60H257ZM89 60H88V62H89ZM93 60V59H92ZM174 60V59H173ZM220 60V59H219ZM248 60V59H247ZM254 60V59H253ZM160 61V62H161ZM218 62V60H216L215 59V63L217 64V62ZM260 61V60H259ZM84 62V61H83ZM96 62H97V60H96ZM145 62V63H144ZM214 62V61H213ZM223 62V61H222ZM248 62V61H247ZM246 62V63H247ZM249 62H251V64H252V61H249ZM248 62V63H249ZM256 62V61H255ZM106 63V64H105ZM239 63V62H238ZM258 63V62H257ZM220 64V62L217 64V65H219ZM223 64V63H222ZM222 64H220V65H222ZM244 64V63H243ZM253 64H255V63H253ZM105 65V66H104ZM172 65V64H171ZM174 65V64H173ZM219 65V66H220ZM239 65H241L240 67H244V65L242 66V64L240 63ZM239 65H237V67L239 68ZM257 65V67H256V69H253V71H254V73L252 72L251 74V76H253V83H251L252 85H250V87L249 88H245L246 90H245V96H240V94H239V99L237 100V98H236V96H237V94L235 95V98H236V105H235V107L232 109L233 111H232V113L230 114V116L226 119V121L223 123V127L224 128H222L223 129V131H222V129H221V131H222V135H224V132H225V135L227 134V133H229V131H230V133H229V135H232L231 134V130L230 129H232V127H234L239 121H240V118L242 117V115L244 116V113L242 112V110L244 109V108H242L243 107V104H249L247 107H249L250 109H251V107L252 106H254V108H256V110L257 111H254V113L253 114H255V112H257V113H260L261 114V112H262V114H263V112L264 111H262V109L264 108L263 106V103H264V61L263 60H261V63L260 64H256ZM248 66V65H247ZM252 66V65H251ZM251 66L250 67H247V69L250 71V69H251ZM253 66H255V65H253ZM170 68V67H169ZM168 68V69H169ZM245 68V67H244ZM254 68V67H253ZM162 70H163V68H161ZM172 69V68H171ZM237 69V68H236ZM240 69V68H239ZM241 70H243V69H241ZM248 70L247 71H245V72H248ZM164 71H166V70H164ZM168 71V70H167ZM237 72V71H236ZM239 72H244V71H239ZM251 72V71H250ZM166 73V72H165ZM170 73V72H169ZM220 74H222L223 72L221 71V72H219ZM249 73V72H248ZM245 74V73H244ZM247 74V73H246ZM254 74V75H253ZM235 75H238L237 73L235 74ZM235 75H234V77H235ZM240 75V74H239ZM242 75V74H241ZM167 76H171V73H170V75H168V73H167V75H165L164 73H161V74H157L156 75V79H155V82H156V84L158 85V86H166L167 85V82H168V80L169 79H167V78H169V77H167ZM246 76V75H245ZM241 77V76H240ZM244 77V76H243ZM249 77V76H248ZM231 78H233V77H231ZM247 78V77H246ZM171 79V78H170ZM184 80L186 79V78H183ZM235 79H237V81H238V79H241L240 81H243L245 78H238V77H235L234 79H232L233 81H235ZM251 79H252V77H251ZM172 80V79H171ZM231 80V79H230ZM187 81L189 82V80H188V78H187ZM187 81L185 80V82H183V80L181 81H177V82H183V86L181 85V84H178V85H180V87L181 88H179V90H178V92H180V89H182V88H184L183 90L185 91V89H186V87H184V84L185 83H187ZM232 81V82H233ZM231 81L229 82V80H227L226 81V83L225 84H227V83H232ZM239 82V81H238ZM237 82V83H238ZM245 82H246V79H245ZM97 83V84H96ZM235 83V82H234ZM247 83V82H246ZM250 83V82H249ZM68 84H69V86H68ZM191 84H192V82H191ZM236 84V83H235ZM241 84V83H240ZM231 85V84H230ZM246 85V84H245ZM176 86H177V84H176ZM228 86H229V84H228ZM236 86H238V85H234V86H231V87H234V88H236ZM240 86V85H239ZM242 86V85H241ZM223 87H227V85H223ZM230 87V86H229ZM228 87V88H229ZM233 88V89H234ZM237 88H239V87H237ZM236 88V89H237ZM207 89H208V87H207ZM209 89H211V88H209ZM236 89H234V91L235 92H237L236 91ZM239 89H242V88H239ZM205 90H206V88H205ZM204 90V91H205ZM215 89L213 88V91H214ZM225 90V89H224ZM120 91V92H119ZM186 91H188V94H189V92H192V91H190V90H186ZM226 91V90H225ZM227 91H230V90H227ZM232 91V90H231ZM230 91V95H233V92H231ZM119 92V93H118ZM181 92H183V91H181ZM180 92V93H181ZM207 92V91H206ZM212 94H210L211 95V97H212V95H213V93L214 92H212V89H211V91H210ZM240 93H242L241 92V90L239 91ZM184 93V92H183ZM202 93H204V92H202ZM216 93V92H215ZM243 93H244V91H243ZM118 94V95H117ZM195 94V91H194V93L193 94H189L190 95V97L192 96V97H194L193 95ZM206 94V93H205ZM204 94V95H205ZM182 95L183 94H181L180 95V97H182ZM202 95V94H201ZM208 95V94H207ZM217 94H215V96H216ZM200 96V94L199 95H197V97H199ZM209 96V95H208ZM176 98H179V96H175ZM184 97V96H183ZM186 97V99L187 98H189V96L187 95V96H185ZM202 97V96H201ZM204 97V96H203ZM211 97L209 96V98L211 99ZM205 98H207V96L205 97ZM208 98V101L210 100ZM215 98V97H214ZM216 98H217V100L216 101H218V103H221L219 100H218V98L219 97H217L216 96ZM215 98V99H216ZM229 98H231V97H229ZM234 98V97H233ZM180 99V98H179ZM181 99H183V98H181ZM192 99V98H191ZM191 99H189V100H191ZM198 99H200V97L198 98ZM198 99H196V97H195V101H193L194 103H196L197 101L199 102V100ZM214 99V100H215ZM176 100V99H175ZM197 100V101H196ZM222 100H223V96H222ZM231 100V99H230ZM233 100V99H232ZM177 101V100H176ZM211 101V100H210ZM213 101V100H212ZM207 102L206 101V99H204V101H203V99L201 100V102L200 103H198V104H201L202 102L204 103L205 102V104H204V106L207 104L208 105V103L211 105V106H213V102ZM216 101H214L215 103H216ZM10 102L12 103V102H14V104L13 105H11L12 106V108L14 109V111H16V112H14V111H10V113L8 112V107H9V105H10ZM185 102V100H183V102H180V103H184ZM193 102H191V104H193ZM235 102V101H234ZM117 103V102H116ZM115 103V104H116ZM190 102H188V104H186V105H189V107L188 108H190V106H192L191 104H189ZM212 103V104H211ZM214 103V104H215ZM232 103H233V101H232ZM15 105H16V107H17V109L15 110ZM196 104H193V107L195 106ZM217 103L215 104V107L217 108ZM220 105V104H219ZM229 105V104H228ZM231 105H233V104H231ZM250 105H251V107H250ZM6 107L7 108V110L5 111V110H3V109H5V108H2V107ZM115 106H117V105H115ZM185 108H186V106H184ZM214 107V108H215ZM232 107V106H231ZM245 107V106H244ZM12 108L10 107V109L12 110ZM81 108V107H80ZM192 108V107H191ZM212 108V107H211ZM258 108V109H257ZM262 108V109H261ZM114 109V108H113ZM112 109V110H113ZM116 109V108H115ZM118 109V108H117ZM259 109H261V111H259ZM191 110H193V109H191ZM213 110V109H212ZM230 109L228 108V111H229ZM4 111L6 112L5 114H4ZM117 111V110H116ZM227 111V112H228ZM244 111V110H243ZM259 111V112H258ZM9 114H11V112L13 113H15V116L14 117H11L10 115V117H8V113ZM183 112H185V111H183ZM187 112H188V110H187ZM247 112V111H246ZM245 112V113H246ZM116 113V112H115ZM194 113V112H193ZM248 114H249V112H247ZM195 114H197V113H195ZM195 114L193 115V117H192V115H191V117H192V119L191 120H189V121H191V122H194L195 120H198V119H196L195 118ZM227 114V113H226ZM242 114V115H241ZM82 115V114H81ZM228 115H229V112H228ZM227 115V116H228ZM252 115V114H251ZM224 116V115H223ZM226 116V115H225ZM246 116V115H245ZM248 116H250V115H247V117ZM246 117V118H247ZM252 117V116H251ZM251 117H248V118H251ZM9 118V119H8ZM12 118V119H11ZM200 118V117H199ZM202 118V117H201ZM242 118H244V117H242ZM246 118H245V121H246ZM247 118V121H248V123H249V121L251 122V121H253V124H254V121H256V118H254V120H253V117L251 118V119H248ZM224 119V120H225ZM63 120V121H62ZM222 120V119H221ZM223 120V121H224ZM259 119H257V122H255V124L257 123L258 124V122L260 121V123H261V120H259ZM57 121H59L58 123L60 124L59 125V127L57 128V125L58 124H56L57 123ZM245 121H244V123H245ZM197 123H199L200 122V119H199V122L198 121H196ZM243 122V121H242ZM62 123V124H61ZM71 123H72V120H71ZM70 123V124H71ZM197 123H195V125L197 124ZM241 123V122H240ZM247 123V122H246ZM247 123V125L245 126V128L246 127H248L249 128V126L248 125H253V124H248ZM221 124H222V122H221ZM220 124V125H221ZM239 124V123H238ZM254 124V125H255ZM263 124V123H262ZM262 124H260V125H262ZM1 125V126H2ZM61 125H64V126H62V127H64V129L65 130H63L62 131V129L63 128H61L60 129V127H61ZM199 125V124H198ZM253 125V126H254ZM264 125V124H263ZM72 126V125H71ZM80 126V127H79ZM197 126V125H196ZM222 126V125H221ZM221 126L219 127V128H221ZM244 125L242 124V128H244L243 127ZM77 127H79V128H77ZM176 127V126H175ZM193 127V126H192ZM257 127L259 128V125H257ZM3 128L1 129L0 128V136L2 135V133L4 132V131H6V130H3ZM72 128V127H71ZM70 128V129H71ZM193 128H195L196 129V127H193ZM218 128V129H219ZM236 128V127H235ZM238 128H239V126H238ZM240 128H241V126H240ZM244 128V129H245ZM251 128H252V126H251ZM251 128H249L250 129V133L251 134H248V135H250L251 136V142L249 143V144H247V143H245V148L246 149H252L253 150V148H258V139H259V141L261 140V138H259L258 136H257V133L258 132H261V130L259 129V131L257 130L256 131V128H255V126H254V131H255V133H252L253 131H252V129ZM257 128V129H258ZM260 128H263L262 126H260ZM234 129V128H233ZM244 129H240V130H242V131H244V132H246L247 130V128L244 130ZM3 132H2V131ZM220 130V129H219ZM237 130V129H236ZM263 131H264V129H262ZM64 131H66V132H68V134H66V132H65V134H64ZM113 131H115V130H113ZM233 131H235V130H233ZM238 131V130H237ZM252 131V132H251ZM216 132H218V131H215V132H212V133H215V136L216 135H219V136H217V137H220L221 136V133H220V131L218 132V134L216 133ZM239 132V131H238ZM243 132V135L245 134V137L244 138H246L247 139V137H249V136H246V134L247 133H249V131H247L246 133H244ZM257 132V133H256ZM220 133V134H219ZM261 133H263V132H261ZM234 134H237V132H233V135ZM69 137H68V136ZM232 135V136H233ZM239 135H240V137L239 138H241V134L239 133ZM238 135V136H239ZM259 135V134H258ZM9 136H12V137H10V139H9ZM64 136V137H63ZM214 136V137H215ZM232 136H229V138L230 137H232ZM234 136H236V135H234ZM260 136V135H259ZM261 136H262V134H261ZM263 136H264V134H263ZM68 137V138H67ZM224 137H226V139H227V136H224ZM66 138V139H65ZM216 138V137H215ZM215 138H214V140H215ZM228 138V139H229ZM234 138V137H233ZM238 138V140H239V142L240 141H242L241 143H240V145L241 146H237V147H234L235 149L236 148H238L239 147V149H241L242 147H243V140H246V139H242V140H240ZM59 139H62V140H60L59 141ZM107 139H109V140H112V139H120V140H115V142L112 140V141H110V142H112L110 145H112L113 146V143L115 144V147L117 148H115V149H113V150H115L116 151V154L114 155V153L112 152L111 153V150L110 149H112L111 148V146H108L109 144V142H107V143H105V141L107 140ZM219 139V138H218ZM222 139V138H221ZM263 139V138H262ZM57 140V142H58V144H56V145H58V147H59V143L62 141V143L60 144V149H59V151L57 150V149H55L57 146H54V143H55V141ZM80 140V141H79ZM84 140H87V141H84ZM109 140H107V141H109ZM216 140H217V138H216ZM220 140V139H219ZM234 140L236 141L237 139H235L234 138ZM86 142L87 143V145L86 144H84L83 142ZM235 141H233V142H235ZM1 142L3 143V144H1ZM79 142L81 143H83V145L85 146V148L87 149V153H86V150H84L83 148V145H82V147H80V145L81 144H79ZM221 142V141H220ZM222 142H223V140H222ZM221 142V144H222V149H223V146H224V144H225V142H227V141H225V142H223L222 143ZM229 142V141H228ZM238 142V143H239ZM245 142H249V139L247 140V141H245ZM262 142H264L263 140H261V142L260 143H262ZM107 144V146H108V148H109V150H108V148H107V150L109 151V152H107V150H106V155H103V156H106L107 157V155L108 156H110L109 154H111V155H113V156H111V159H110V162L109 161H106V164H104L105 166V168L103 167L102 168V163L104 162L105 163V160H104V158L107 160H109V158L110 157H104L103 158V162H100L101 163V165L99 166V157H101L100 156V153L102 154V152H100V150H101V147H102V145L103 144ZM219 143V142H218ZM218 143H217V146H218ZM119 144V143H118ZM123 144H125V143H123ZM122 143H121V145H120V147L119 148H121V146L123 145ZM227 144V143H226ZM225 144V145H226ZM232 144V143H231ZM246 144H247V146H246ZM237 145V144H236ZM255 145H256V147H255ZM258 145V146H257ZM261 145H262V147H264L263 145H264V143L263 144H260V146L259 147H261ZM53 146L55 147L54 149H53ZM105 146V145H104ZM103 146V147H104ZM228 146V145H227ZM124 147H125V145H124ZM230 144H229V147H226V148H229L230 149ZM233 147H231L232 149H233V152H238L237 150L238 149H236V151H234V148ZM241 147V148H240ZM261 147V148H262ZM80 148H82V150L83 151H85V154H84V152L83 153H81V149ZM105 148L106 147H104V151H105ZM218 148V147H217ZM244 148V147H243ZM242 148V149H243ZM261 148H259L260 150H261ZM138 149V148H137ZM222 149H216V151L218 150L219 152H221V150ZM264 148H262V150H263ZM56 151L54 154H52V152L53 151ZM112 150V151H113ZM225 150V149H224ZM256 152H257V150L256 149H254ZM138 152L139 151H141V149L140 150H137ZM192 151H194V150H192ZM218 151H217V153H218ZM244 151V150H243ZM242 150L241 151H239V152H243ZM247 151V150H246ZM254 151V152H255ZM264 151V150H263ZM100 152V153H99ZM128 152H129V150H128ZM131 152V151H130ZM133 152H135V151H133ZM195 152H196V150H195ZM238 152V153H239ZM248 152L250 153V151L248 150ZM247 152V153H248ZM254 152L253 153H251V155L252 154H254ZM258 152H260V151H258ZM222 153V152H221ZM231 153H232V150H231ZM237 153V154H238ZM240 153V154H241ZM244 153V152H243ZM246 153V152H245ZM246 153V154H247ZM261 153H264V152H262L261 151ZM87 154L89 155V156H87ZM128 154H130L129 156H127L128 157V159H127V163L128 164H132V163H135V162H137V164L139 165V167H140V170L142 171V170H144L141 166H140V164L144 167L145 165H147V163L150 161V158L149 157H147V155H149V154H147L146 155V157H141V155H138V154H135V153H128ZM233 154V153H232ZM246 154H244V155H246ZM86 155V156H85ZM215 155H217L216 153H215ZM234 155H236V153H234L233 154V156ZM250 154H249V156H251ZM83 156H85L84 158H86V160L83 158ZM135 156H138V158L137 157H135ZM222 155H220V157H221ZM240 156V155H239ZM241 156H242V154H241ZM211 157H213V156H211ZM216 157V156H215ZM243 157V156H242ZM51 158H55L56 160H54V163H55V161H56V164H54V163H52L50 160H51ZM87 158H90L91 159V161H89L90 159H87ZM219 157H218V155H217V157H216V159H218ZM237 158V157H236ZM248 158V157H247ZM250 158V157H249ZM215 159V158H214ZM231 159V158H230ZM234 159H235V157H234ZM236 160V159H235ZM238 160H239V164H240V162H242L239 158H238ZM86 161L88 162V164L86 163ZM101 161H102V157H101ZM153 161V160H152ZM152 161H151V163H152ZM227 161H229V159L227 160ZM232 161H233V159H232ZM231 161V162H232ZM52 163V167H50L49 165ZM91 162V163H90ZM107 162H108V164H107ZM191 162H193V161H191ZM189 164H187V163H185V162H182V164H180L179 162H177V164H179L177 167H179L178 168V170H180V172L182 173H180L181 175H185V173L187 174L186 176H184V179H192V178H194V177H187L188 175H189V171H193L195 168H193V167H196V165L194 166V165H192V164H194V163H192V164H190V162H188ZM54 164V165H53ZM153 164V163H152ZM156 164V163H155ZM155 164L154 165H151V166H153V167H156L155 166ZM158 165L157 166H159V167H157V170L158 171H161V173H164L165 172V168L163 167V169L160 167V166H162V165H159V163H157ZM226 164V163H225ZM228 164V163H227ZM227 164H226V166H227ZM229 164H231V163H229ZM229 164H228V166H229ZM233 164V165H232ZM232 168L231 169H233V167H234V162H232ZM236 165H238L237 164V161H236V163H235ZM149 163H148V167H149ZM176 165V164H175ZM54 166V167H53ZM98 166L99 167H101V170L102 169H104V171H101V170H99L98 169ZM225 166V168H227ZM138 167V168H139ZM176 167V166H175ZM174 167V168H175ZM229 167H228V170L230 171V172H232L230 169H229ZM52 168H53V170H52ZM142 168V169H141ZM191 168H193V169H191ZM224 168V169H225ZM235 168H236V166H235ZM153 169H155V168H153ZM177 169V168H176ZM89 170H91V171H89ZM147 170H149L147 167H146V169L144 170L145 172L147 171ZM156 170V169H155ZM156 170V171H157ZM226 170V169H225ZM157 171V172H158ZM191 171V174L194 176V173ZM91 172V173H90ZM100 172H102V173H100ZM148 172V171H147ZM159 173V172H158ZM160 173V174H161ZM42 174H44V175H47L46 177L48 178V180H47V178L45 177V176H43ZM91 174V175H90ZM190 174V175H191ZM40 175H42L43 177V179L42 178H40ZM189 175V176H190ZM88 176V177H89ZM94 176H93V178H94ZM96 176L98 177V178H96ZM186 177V178H185ZM252 177V176H251ZM43 180V182L44 183H41L40 184V181L41 180ZM46 179V180H45ZM186 179V180H187ZM45 180V181H44ZM88 179H86V181H87ZM89 180H91L92 181V177H90L89 178ZM247 180V179H246ZM245 180V181H246ZM90 181V182H91ZM184 182H185V180H183ZM18 182V183H17ZM89 182V183H90ZM92 182V183H93ZM17 184V186L16 185H13V184ZM20 183V184H19ZM39 183V184H38ZM95 183V182H94ZM93 183V184H94ZM97 183V182H96ZM185 183H187V181L185 182ZM190 184H191V180H190V182H189ZM88 184V183H87ZM41 185H42V187H41ZM97 185V186H96ZM187 185H188V183H187ZM37 187H39L40 188V190H41V188H42V190H41V192L40 191H38L39 190V188H37ZM10 188H12V189H10ZM37 188V189H36ZM49 189V191H50V193L48 192V195L46 194L47 193V190ZM11 190H12V192H11ZM36 190L38 191L37 193V195H35L36 194ZM86 190H88V189H86ZM89 191H87L85 194H87ZM11 193H12V196L10 197V195H11ZM34 194V195H33ZM51 194V195H52ZM91 194H93V193H91V192H89V196L88 197H86V198H88V199H86V200H90L89 198H90V196L92 197V195ZM84 195V194H83ZM87 196V195H86ZM256 196V195H255ZM7 197H9V198H7ZM82 197H84V196H82ZM248 197V196H247ZM32 198V199H33ZM253 198V199H252ZM256 198V197H255ZM254 198V196H252V197H250V199H252V201L255 199ZM28 199V198H27ZM35 199V198H34ZM33 199V200H34ZM84 199V198H83ZM92 199V198H91ZM250 199H245L246 201V204H247V202L250 200ZM33 200H31V201H33ZM86 200H83L84 201V203H86L87 201ZM195 200V199H194ZM248 200V201H247ZM256 200V199H255ZM254 200V201H255ZM10 201V200H9ZM8 201V202H9ZM14 201V200H13ZM23 201V200H22ZM24 201H23V203H24ZM29 202H30V199L28 200ZM28 201H25V202H28ZM251 200H250V202H248V204H250L251 202H252ZM253 201V202H254ZM12 201H10V203H11ZM1 203V202H0ZM0 204V247H1V250L3 249V251H0L1 252V254L3 255V256H8V260L10 261L11 259H12V262L10 261H8L7 260V263H6V261L4 262V264H22L23 263V261H25V263L24 264H26V262H27V260L29 259L28 257H29V255L27 256V257H23L24 255H23V253H25V252H27L26 250H25V248L27 247V245H29V243L28 244H26L25 242H26V239L28 240V238H26V237H28L29 235L27 234V232L25 231L26 229L25 228H21L24 224H22V226L20 227V228H16V223H17V225L19 224V225H21V219H24V220H26V222L27 221H29V219L27 220V219H25V218H30V216H27V215H30L31 214V212L29 211V213L26 211V210H29V208H31L30 206L28 207V209H27V206L29 205V203H27V206H22V208L24 209L25 207V211L24 210H20L21 212L22 211H24L25 213H24V215L26 216H24V215H21V216H16V215H19L16 211H19L18 209L20 208V202H19V208L17 209V207H18V205L16 204L15 205V207H16V210H15V208H13L12 209V203H11V205L12 206H10V203L8 204ZM14 203H15V201H14ZM13 203V204H14ZM16 203H18V202H16ZM32 203V205H33V202H31ZM30 203V204H31ZM34 203H36V201L34 202ZM88 204H89V202H87ZM87 203L85 204V205H87ZM90 203H91V201H90ZM199 203V202H198ZM197 202H196V200L195 201H191V205H188L189 207V209L188 210H191V211H193V210H195L197 207V204H198ZM21 204H22V202H21ZM83 204V203H82ZM255 203H252V205H254ZM244 205V204H243ZM242 205V206H243ZM251 205V204H250ZM43 205H42V207L41 208H43L44 207ZM79 206H81V205H79ZM95 206H96V209H97V211L98 212H104V213H106L107 215H109L110 217H111V215H110V213H112V212H110V211H108V208H107V205L106 204H104V203H100V204H95ZM204 206V205H203ZM242 206L240 205H236V207L234 208V213H236V214H234V215H237V214H239V213H241L240 211L242 210ZM9 207H11V210H9L10 208ZM202 207V206H201ZM245 206H243V208H244ZM252 207V206H251ZM46 208H47V206L45 207V208H43V209H45L46 210ZM49 208H47V209H49ZM21 209V208H20ZM12 210H15V213H17V214H13L14 213V211H12ZM37 210H39V211H37ZM45 210L43 211V210H41V211H43V212H45ZM19 211V212H20ZM40 211V212H41ZM244 210H242V212H243ZM52 212V213H51ZM42 213V212H41ZM75 213H77V212H75ZM23 214V213H22ZM33 214V213H32ZM74 214V215H73ZM243 215H244V212L242 213ZM34 215H35V213L33 214V215H31L32 217H31V221L33 220L32 218L34 217ZM54 215V216H53ZM241 214H239L238 216H240ZM23 216H24V218H23ZM109 216H108V218H109ZM53 217H55V218H53ZM237 217V216H236ZM243 216L241 215V217L240 218H242ZM139 218H141V217H139ZM222 218H224L223 216L222 217H220V219H219V217H218V219L221 221H219V220H216L215 221V224L217 223V221L218 222H220V224H222ZM234 218H235V216H234ZM244 218L245 217H243L242 219H240L241 220V222L242 223H244ZM16 219H18V220H20V222H16ZM81 220L79 221V223H78V234H79V238L80 237H82L83 238V236L84 235H87V234H91V233H89V231H90V227L88 228V224H89V222H88V218L86 217V216H83L82 218H80ZM226 219V218H225ZM238 219H239V217H238ZM13 220H14V226H12L11 225V223H13ZM30 221V222H31ZM73 221H74V219H73ZM227 221V220H226ZM231 221V220H230ZM238 223H240V221H238V220H236ZM22 222H24L25 223V221H23L22 220ZM77 222V221H76ZM228 222H229V220H228ZM264 222V221H263ZM75 223V222H74ZM223 223H225V221L223 220ZM227 223V222H226ZM238 223H233V225L235 224L236 226H238L237 227V229H235L234 228V226H233V228L235 229V231H237V235L236 236H238V235H240V238H244V236L242 235L243 233H242V230L240 231L239 230V225H238ZM241 223V224H242ZM34 224V223H33ZM39 224V223H38ZM38 224H37V226H38ZM44 224H48L46 227L44 226ZM113 224V222H110V227H111V225ZM215 224H214V228H215ZM218 224V223H217ZM216 224V225H217ZM241 224H240V228H243V226L244 225H242L241 226ZM226 224H224L223 226L224 227H222V226H220V227H222L223 228V230L225 229V227H227V225H229V223H227V225L225 226ZM75 226V225H74ZM235 226V227H236ZM13 227H15L16 229L14 230V231H12L11 232V228H13ZM17 227H19V226H17ZM24 227V226H23ZM47 229V230H45V228ZM76 227V226H75ZM109 227V228H110ZM122 227V226H121ZM220 227H218V225H217V228H220ZM33 228V229H34ZM109 228H108V226H107V229L109 230ZM126 228V227H125ZM213 228V229H214ZM217 228H215V229H217ZM228 228V227H227ZM231 228V227H230ZM23 229H25V230H23ZM34 229V230H35ZM13 230V229H12ZM218 230V229H217ZM222 230V229H221ZM23 231H25V233L28 235V236H26V234L25 233H23ZM123 231H124V228H123ZM206 231V230H205ZM212 232V229L211 230H209V231H207V232H205L204 234H209V235H212L213 233H211ZM219 231H220V229H219ZM224 231H226V230H224ZM224 231H223V233H224ZM234 230H233V232H235ZM238 231H240L241 233H239ZM10 232L11 234L10 235H8V233ZM36 232H38V234L39 235H37V233ZM139 232V231H138ZM227 232V231H226ZM225 232V233H226ZM16 233V234H15ZM41 233V234H40ZM136 233H137V231H136ZM216 233V232H215ZM219 232H217V234H218ZM221 233V232H220ZM224 233V234H225ZM236 233V232H235ZM234 233V234H235ZM262 233H264V232H262ZM13 234H15L16 235V237L14 238L13 237ZM24 234H25V238H24ZM206 234V236H208L209 237V235H207ZM224 234H220L221 236L222 235H224ZM80 235H83V236H80ZM219 235V234H218ZM226 235V234H225ZM263 235V234H262ZM31 236V237H32ZM88 236V235H87ZM201 236H203V235H201ZM242 236V237H241ZM264 236V235H263ZM30 237V236H29ZM86 237V236H85ZM211 238L212 237H216V236H210ZM224 237V236H223ZM16 238H17V242L15 241L16 240ZM34 238H31L32 240L34 239ZM201 238V237H200ZM199 238V239H200ZM204 238V237H203ZM214 238H213V240H214ZM221 238V237H220ZM239 238V237H238ZM242 238V240L244 241V239ZM30 239V238H29ZM30 239V240H31ZM205 239V238H204ZM206 239H207V241H206V243L204 242V240L201 238L200 240H202L203 242H204V246H205V244H207V242H208V240H209V238H207L206 237ZM205 239V240H206ZM237 239V238H236ZM262 239V241H261V244H262V242H263V237L261 236L260 237V240ZM25 240V241H24ZM31 240V241H32ZM63 240V239H62ZM86 240V239H85ZM85 240L83 241V242H85ZM88 241H89V239H87ZM259 240V239H258ZM16 243H15V242ZM29 241V240H28ZM31 241H30V243H31ZM88 241L85 243V247H86V244L88 243ZM202 241H199V244H197L198 246H200L197 250H198V252H196L195 254L196 255H194L193 254V256L191 257L192 259H187V258H185V263L186 264H188L189 262H187V260L189 261V260H191L190 262L191 263H189V264H203L204 262H207L208 260H211V258L213 257L211 254L212 253H209V252H212V251H209L210 250V248H209V250H208V253L210 254V256H212L211 258L209 257V255H208V253H206L207 252V250L206 249H208V248H206L205 250H204V246H202L203 245V242ZM246 241V240H245ZM19 242V243H18ZM63 242V241H62ZM61 242V243H62ZM201 242V243H200ZM214 242V241H213ZM238 242H240V243H237L238 244V250L237 249H235V250H237L238 252H239V256H240V254L242 253H244V254H246L247 252H249L248 250H250V246H248V243L246 244V242L244 243V242H242L241 240L240 241H238ZM20 244V247H16L15 245H18V244ZM24 243V244H23ZM209 243L210 244H212V239H211V242L209 241ZM236 243V242H235ZM258 243H259V241H258ZM26 244V245H25ZM261 244H258V245H260L259 247L256 245V247H257V249L259 250V248L261 247L262 248V246H261ZM13 245V246H12ZM24 245H25V247H24ZM160 245V244H159ZM19 246V245H18ZM31 246V245H30ZM30 246H28V247H30ZM83 246H84V244H83ZM88 246V245H87ZM163 246V245H162ZM182 246V245H181ZM197 246V247H198ZM208 247H210V245L208 244L207 245ZM206 246V247H207ZM252 246V245H251ZM264 246V245H263ZM12 249H11V248ZM15 247V248H14ZM36 247H39V248H36ZM184 247V246H183ZM186 247V246H185ZM202 247H203V250H202ZM10 248V249H9ZM16 248H17V250H16ZM160 248V247H159ZM235 248H237V246L235 247ZM252 248H254V246L252 247ZM251 248V250H253ZM260 248V249H261ZM16 251H15V250ZM29 249V248H28ZM85 248L83 247V250H84ZM161 250H162V248H160ZM181 250H182V252L181 251H179L178 253H177V251H176V253L180 256V254H182V253H184L185 252V255L184 256H186L187 255V251H185V250H183V248L181 247L180 248ZM179 249V250H180ZM184 249H187V248H184ZM196 249H193V250H195V251H197ZM199 249H200V251L201 252H199ZM255 249V248H254ZM263 249V248H262ZM11 250V255H15L16 257H18L19 258V260H18V258H13V257H15V256H11V255H9L10 253H9V251ZM12 250H14L13 252L15 253V254H12ZM24 250H25V252H24ZM30 250V249H29ZM38 250V251H39ZM158 251L157 252V254H156V256L157 257H159L160 259L162 258V260L161 261H163V262H161L160 261V263L161 264H169L170 262H169V256H165L166 255V251L164 252V250L163 251ZM188 251H189V253L188 254H190V253H194V251H192V252H190L191 251V249H187ZM250 250V253L252 252V254H253V251H251ZM5 251H8L7 253H5ZM34 251V250H33ZM36 251V250H35ZM38 251H36V252H38ZM156 251H157V249H156ZM206 251V252H205ZM236 251V252H237ZM260 251V250H259ZM84 252V251H83ZM162 252V253H161ZM165 254H164V253ZM187 252V253H186ZM202 252H203V254H202ZM7 254V255H4V254ZM28 253V252H27ZM35 253V252H34ZM161 255H160V254ZM175 253V255H177ZM180 253V254H179ZM199 253H200V255H199ZM207 254V258H205V257H202V256H205L206 254ZM263 254H264V252H262ZM241 254V255H242ZM36 255H37V253H36ZM79 255H81V254H79ZM23 257L21 260H20V257ZM101 256V255H100ZM155 256V255H154ZM183 255H182V259H183V257H184ZM189 256H191V254L189 255ZM201 256V257H200ZM236 256L238 257V255L236 254ZM248 256H249V253H248ZM78 257L80 258V256H78V254H77V256L76 255H74L73 257H72V264H77L78 263ZM188 257V256H187ZM243 257V256H242ZM245 257H247V256H245ZM7 258V257H6ZM11 258V259H10ZM28 258V259H27ZM39 258H41V259H39ZM56 258V259H55ZM81 258H82V256H81ZM165 258H167L166 260H163V259H165ZM175 258H177V257H175ZM249 258H251L250 256H249ZM262 258V262H263V256L262 257H260V259ZM17 259V260H16ZM23 259H25V260H23ZM27 259V260H26ZM87 259V258H86ZM181 259V258H180ZM179 259V260H180ZM181 259V260H182ZM203 259H205V261L203 262L202 260ZM244 259H246V258H244ZM258 259V258H257ZM15 260V261H14ZM84 260H85V258H84ZM168 260V261H167ZM174 260V259H173ZM177 260V259H176ZM180 260V261H181ZM207 260V261H206ZM243 260V259H242ZM259 260V259H258ZM258 260H257V263H258ZM22 263H21V262ZM29 261V260H28ZM41 261V262H40ZM87 261H88V259H87ZM86 260L84 261V264H86V262H87ZM166 261V262H165ZM52 262H54V263H52ZM79 262H81V261H79ZM183 262H184V260H183ZM182 262V263H183ZM209 263H210V261H208ZM205 263V264H209V263ZM260 262H261V260H260ZM260 262H259V264H260ZM82 263V262H81ZM159 263V264H160ZM176 263H178V262H176ZM257 263H255V264H257ZM264 263V262H263ZM3 264V263H2ZM32 264V263H31ZM88 264V263H87ZM171 264H172V262H171ZM173 264H175V263H173ZM181 264V263H180ZM210 264H214L213 263V261L210 263ZM242 264V263H241ZM262 264V263H261Z\"/></svg>",
	"mask_w": 264,
	"mask_h": 264
}]
</instances>
